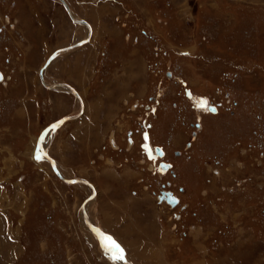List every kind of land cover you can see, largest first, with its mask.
<instances>
[{
  "label": "rangeland",
  "instance_id": "obj_1",
  "mask_svg": "<svg viewBox=\"0 0 264 264\" xmlns=\"http://www.w3.org/2000/svg\"><path fill=\"white\" fill-rule=\"evenodd\" d=\"M64 1L92 25L91 39L59 0H0V209L11 224L0 219V264H112L85 215L124 249L115 264H145L130 229L159 250L155 264H264V0ZM87 38L43 73L46 85L81 92L78 117L76 98L63 86L46 89L40 76L51 54ZM201 100L220 107L195 143ZM145 105L156 109L152 145L165 148L190 187L143 165ZM70 116L43 148L64 178L101 188L84 210L92 189L67 184L36 149L42 131ZM139 172L144 182L132 178ZM167 182L185 209L160 205L155 194ZM124 196L125 212L111 207Z\"/></svg>",
  "mask_w": 264,
  "mask_h": 264
},
{
  "label": "flooded vegetation",
  "instance_id": "obj_2",
  "mask_svg": "<svg viewBox=\"0 0 264 264\" xmlns=\"http://www.w3.org/2000/svg\"><path fill=\"white\" fill-rule=\"evenodd\" d=\"M3 80H4V76L2 75V80L0 82H2ZM61 84L65 85L66 83L61 82ZM59 89L60 88H56V90H59ZM76 92H77V90H76ZM78 92H77L78 98H76V100L80 103V100H83V96H82L81 92H79V93ZM190 92H191V100L194 102V100H195L194 95L195 94L193 93L192 90ZM185 96H186V93H185ZM186 102L189 103L190 101L186 100ZM144 107H145V111L143 113V117H141V119L139 121V123H140L139 124V130H137V132L139 133V139H140L138 147H139L140 152H142V154H143V159H145L143 165H147L150 169V174L154 175L158 180H163V179L167 178L169 174H172L173 177L174 176L176 178L178 177L179 180L185 179L186 186L190 187L189 183H191V182H189V181L191 179H188L189 177H188V175L186 176L185 173H183L181 171L177 172V170H176L177 168L175 167L174 163H171L170 161L167 160V153H166L165 148L160 146V145H155V144L152 145L151 135H150V130L152 128V125H150L148 123V121L150 120L151 115H154L156 109L155 108L151 109V107L149 105H145ZM219 107H220L219 104L217 106H215L214 113H210V114H207L208 111L210 112L209 105L206 108L207 112L198 111V109H196L197 115L201 119L197 118V120L194 122V128L197 130H200V131L199 132L198 131L191 132L192 135H194V137H195V141H194L195 143H197L199 140V137L204 134V131H205L204 118L214 117L212 114H216ZM82 113H85V106H84V104L80 103L79 115H82ZM144 122H145V125H144ZM179 136L181 137V134L179 135V133H178L177 134L178 139H180ZM126 142L128 144L129 143H131L132 145L134 144L132 131L127 132ZM132 145H129L130 150L134 149V147ZM186 147L191 149L193 147V143L187 142ZM183 174H185V175L183 176ZM137 175L141 176V178H142L141 182L145 181L146 176H143L140 172L138 174H136L135 176H133L132 178H135ZM162 185H163L162 189H160L159 192H157L158 194H155V196H156V198H159V199H161L163 197L166 200H168V198H171V196H174L177 201H176V206L173 209H171L172 206L170 207L167 205L165 200H162V202L159 201L160 205L163 204L165 207L169 208L170 210H174L176 207H178L180 205V199L178 198V196H176V192L174 190H171L169 182H167L166 186L164 184H162ZM145 189L148 192H150L149 188H145ZM179 192H184V190L182 188H179ZM150 193L152 194V191ZM97 195H98L97 190H95V196H94L95 199L97 198ZM180 207L185 209V206L180 205Z\"/></svg>",
  "mask_w": 264,
  "mask_h": 264
},
{
  "label": "crops",
  "instance_id": "obj_3",
  "mask_svg": "<svg viewBox=\"0 0 264 264\" xmlns=\"http://www.w3.org/2000/svg\"><path fill=\"white\" fill-rule=\"evenodd\" d=\"M92 26V25H91ZM88 28V27H87ZM85 40V39H84ZM83 41V40H82ZM79 43V42H78ZM75 44H77V43H75ZM66 48H68L67 46L66 47H64V48H61V49H66ZM61 49H58V50H61ZM57 50V51H58ZM74 50V49H73ZM72 51V50H71ZM56 52V51H55ZM69 51H67L66 53H64V54H67ZM62 54V53H61ZM61 56V55H60ZM50 67V66H49ZM50 69V68H49ZM40 79L42 80V78H41V76H40ZM54 82H57V81H54ZM63 82V81H62ZM59 83V82H58ZM55 84H57V83H55ZM53 91H55L56 89H52ZM60 90V89H59ZM81 103V102H80ZM84 103V102H83ZM85 106V105H84ZM85 109H86V107H85ZM95 121V120H94ZM80 123H82V122H80ZM55 159V158H54ZM53 159V160H54ZM57 164H58V162L56 161V160H54ZM109 176H110V178L112 179V181H115V182H117L118 184L119 183H121L122 181H120V182H118V181H116V179H117V177L115 176V175H117V174H111V173H109L108 174ZM76 179H78V178H76ZM129 180V179H128ZM122 184H123V182H122ZM124 186H125V184H124ZM105 188L104 189H106V194L109 192V191H111L112 190V186H110V185H108V184H105V186H104ZM96 188V187H95ZM122 187H121V185H120V190H121V192H123V193H125V192H127L126 190H122L121 189ZM96 190H98V192L101 190V188H100V190H99V188L97 187L96 188ZM103 190V189H102ZM97 192V197L100 195L99 193ZM0 193H4L3 192V189H2V186H1V181H0ZM19 193V192H18ZM21 194H22V196H26V193H25V190L21 193V190H20V196H21ZM109 200H111V199H108L107 200V202L106 203H108L109 202ZM127 200V196H124L123 197V199L122 200H117V199H115V200H113V201H115V202H117V203H119V205H120V207L119 206H115V205H111V207H117L118 209H120V210H122V212H125V211H123V210H125V208L126 207H124V205H122V204H124L125 203V201ZM111 203H113V202H111ZM150 203V202H149ZM28 203H26V205H27ZM107 205V204H106ZM130 205V204H129ZM129 205H127V208H129ZM133 205V204H132ZM108 207H110V204H108L107 206H106V209L108 208ZM1 208V207H0ZM129 210V209H128ZM117 217V216H116ZM2 218V220H3V222H4V224L9 228L10 226H11V224H10V221H9V219H8V216H7V214H6V212H5V210H1L0 209V219ZM120 218H127L126 219V223H128V219H129V217L128 216H126V217H122V216H118V220L120 219ZM140 220H142V219H140ZM140 220L138 221L139 222V225H142V224H144L143 222V220H142V223L140 222ZM137 221V220H136ZM134 227V226H133ZM100 228V227H99ZM132 228V227H131ZM130 229V228H129ZM102 230V229H101ZM131 230V232H132V234L131 235H128V232H127V236H132L133 237V240H131L130 242H132V243H134L135 244V246H137L138 247V254H137V257H136V260H140L141 262L142 261H145V264H148V262L150 263V264H152V263H154L155 264V262H157V260L159 259L160 260V258L158 257V256H154V254H158L159 253V250H155V252H153L154 250H151V249H148V247H149V244H150V242L148 241V245H147V247H146V242L144 241V239H143V237H145L144 236V234L141 232V234L140 233H137V232H135L134 231V229L132 230V229H130ZM127 231H129V230H127ZM143 240V241H142ZM147 241V240H146ZM139 243V244H138ZM106 244V246H107V243H105ZM121 246V245H120ZM145 246V247H144ZM108 247V246H107ZM148 251V252H147ZM145 253H147V254H145ZM152 253H154V254H152ZM143 255H146V257H143ZM159 255H160V253H159ZM162 256V255H161ZM155 259H157L156 261H154ZM137 263H138V261H136ZM135 262V263H136ZM139 264V263H138Z\"/></svg>",
  "mask_w": 264,
  "mask_h": 264
},
{
  "label": "water",
  "instance_id": "obj_4",
  "mask_svg": "<svg viewBox=\"0 0 264 264\" xmlns=\"http://www.w3.org/2000/svg\"><path fill=\"white\" fill-rule=\"evenodd\" d=\"M59 2H61V4L64 6V8L66 9V11H67V13H68L70 19L72 20V17H71V15H70V13H69L67 7L64 5L63 0H59ZM76 23H77V24H80V23H81L82 25H86V26H87V23H85L84 21H81V22H77V21H76ZM87 40H88V38H87L86 40H84V41H80L78 44L72 45V46H70V47H68V48H66V49H61V50H58V51L54 52V53H53L52 55H50V57L47 59L46 63L43 65L42 69H43V68H46V67L48 66V64H49V63H50V62H51V61H52L57 55H59L60 53H62V52H67V51H70V50H72V49L78 48V47L82 46L83 44H85ZM0 80H1V78H0ZM62 85H63V84H62ZM64 86H65V85H64ZM66 87H68V88L70 89V91L76 96V98H78L77 93H76L71 87H69V86H67V85H66ZM187 96L189 97V95H187ZM71 118H72V117L63 118V119H61L59 122H56V123H54V124H51V125H50L49 127H47L44 131H42L41 134H40V137H39V139H38V141H37V148L40 149V144H39V142H40L41 137H42L44 134H46L48 131H52V130H54L55 128L59 127L60 124L64 122V120H65V121H66V120H67V121H68V120H72ZM41 154H42V156L48 161V163L50 164L51 168H52L53 171H54V165L52 164V160H51V158H49V156L46 154V152H45V154H44V151H42V150H41ZM64 182H65V181H64ZM67 183H68V182H67ZM81 183H82V184H86L87 186H89V187L93 190V195L95 194L94 189H93V187H92V185H91L90 183H88V182H86V181H81ZM68 184H77V181L72 180V181L69 182ZM92 197H93V196H91L88 200H90ZM160 200H165V201H167V200H166L165 198H163V197H162ZM84 205H85V203L82 205V207H84ZM89 228H90V230L95 234V236L97 237V239L99 240L100 237H101V235H102V233L100 232V230H99L97 227H94L93 225H90V224H89ZM99 242H100V240H99ZM109 262L112 263V264H114V261H113V260H109Z\"/></svg>",
  "mask_w": 264,
  "mask_h": 264
},
{
  "label": "bare ground",
  "instance_id": "obj_5",
  "mask_svg": "<svg viewBox=\"0 0 264 264\" xmlns=\"http://www.w3.org/2000/svg\"><path fill=\"white\" fill-rule=\"evenodd\" d=\"M63 2H64V4H66L65 3V1L63 0ZM68 10H69V12H70V14H71V17H72V19L75 21V23H76V21L77 22H81L82 20H78V19H76V17L71 13V10H70V8H68ZM85 23H87V26L86 25H84V26H86V27H88V29H89V36L90 37H88V38H90L91 39V37H92V35H93V28H92V26H91V24L89 23V22H86V21H84ZM79 25H82L81 23L79 24ZM90 41V40H89ZM78 44V43H77ZM75 45V44H74ZM75 49H77V48H75ZM73 50V49H72ZM71 51V50H70ZM62 53H65V52H62ZM61 54V53H60ZM51 63V62H50ZM49 63V64H50ZM48 64V66L46 67V68H43L42 69V71H41V78H42V82H44V78H43V73H44V71L50 66ZM50 68V67H49ZM44 84H45V82H44ZM46 85V84H45ZM48 86V85H47ZM191 93V92H190ZM78 95V94H77ZM80 102H81V104H84L83 102H82V100H80ZM82 108V107H81ZM70 117H72L71 119L73 120V119H75V118H77V116H70ZM68 118V117H67ZM64 122H65V120H64ZM63 122V123H64ZM62 124V123H61ZM60 124V125H61ZM55 130V129H54ZM49 132V131H48ZM47 134V133H46ZM46 134H44L42 137H41V139H40V142H39V144H40V149H39V152H41V150L42 151H44V154H45V150H44V148H43V141H44V139H45V135ZM46 154L49 156V154L46 152ZM49 158H51L50 156H49ZM51 160H52V164L54 165V172L58 175V176H60L61 178H63L66 182H71L72 180H75V181H77V183H79V184H81V181H86V182H88V183H90L91 185H92V187H93V189H94V192H95V187H94V185L91 183V182H89L88 180H84V179H72V180H69V179H66V178H64V176H62L61 174H60V172L58 171V169H57V164L55 163V161L51 158ZM64 174V173H63ZM81 185H84V184H81ZM93 200V199H92ZM91 201V199L90 200H88L86 203H85V205H84V207H83V210L85 209V207H86V205H87V203L88 202H90ZM88 210V209H87ZM86 211V210H85ZM87 214L89 213V212H86ZM83 217V216H82ZM85 220H86V222L88 223V225L90 224V225H93V224H91V222H89V218H88V216L87 215H85ZM156 221V220H155ZM142 223V222H141ZM94 226V225H93ZM100 229V231L102 232V235H101V237H100V239L101 240H103L102 242H103V251H104V253H106V255H108L109 256V254H110V259L111 260H113L114 262H115V260H117V259H113V254H112V252L109 250V247H107L104 243L106 242L107 243V245H109V242L105 239V235H107L106 233H104V231L103 230H101V228H99ZM108 236V235H107ZM107 252H109V253H107ZM154 252V251H153ZM115 264V263H114ZM117 264V263H116Z\"/></svg>",
  "mask_w": 264,
  "mask_h": 264
},
{
  "label": "snow or ice",
  "instance_id": "obj_6",
  "mask_svg": "<svg viewBox=\"0 0 264 264\" xmlns=\"http://www.w3.org/2000/svg\"><path fill=\"white\" fill-rule=\"evenodd\" d=\"M198 106L207 108V101L201 100ZM39 158L40 157L38 156L37 159ZM105 239L109 242V245H107L109 247V250L114 254L113 259L124 260L125 259L124 249L120 246V244L111 236L105 235Z\"/></svg>",
  "mask_w": 264,
  "mask_h": 264
}]
</instances>
